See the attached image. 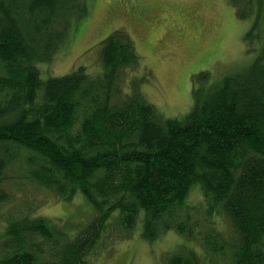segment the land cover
Wrapping results in <instances>:
<instances>
[{"label":"trees","instance_id":"trees-1","mask_svg":"<svg viewBox=\"0 0 264 264\" xmlns=\"http://www.w3.org/2000/svg\"><path fill=\"white\" fill-rule=\"evenodd\" d=\"M227 1L238 17L251 12L247 34L260 41L264 0ZM85 2L0 0V204L20 157L34 182L89 204L73 235L41 216L0 226V264H93L138 224L148 239L176 230L203 247H180L165 264H264V42L240 81L223 84L221 72L187 115L163 117L142 91L128 29L102 38L100 72L42 77L38 64L69 52ZM111 4L148 11L144 0ZM194 187L201 200L190 205Z\"/></svg>","mask_w":264,"mask_h":264},{"label":"rangeland","instance_id":"rangeland-1","mask_svg":"<svg viewBox=\"0 0 264 264\" xmlns=\"http://www.w3.org/2000/svg\"><path fill=\"white\" fill-rule=\"evenodd\" d=\"M113 1L86 0V14L74 22V29L79 23L77 36L58 51L66 46L69 52L57 53L50 63L38 64L44 79L67 74L78 66L92 75L100 72L102 38L128 29L140 56L139 75L147 74L141 86L144 95L163 117H182L190 112L194 94L207 97L212 77L223 72L218 77L225 78L223 84L240 81L248 71L241 69L254 61L264 42V35L260 41L255 33L248 37L251 12L238 17L234 4L227 0H144L148 11L137 15L113 7ZM21 17L22 22L29 21L25 15L26 20ZM74 29L70 28L69 34L74 35ZM24 164L20 157L5 175L9 199L0 204V226L26 216H41L58 221L62 229L70 227L66 231L73 235L77 228L73 221L86 215L88 202L78 197L67 203L29 178ZM200 198L199 188H192L189 204L196 205ZM216 227L226 228L222 217H216ZM142 232L138 224L127 237L115 239L110 248L93 258V264H165L167 254L183 246L203 252L199 241L188 240L176 230L153 239L142 236ZM4 235L5 229L0 231V236Z\"/></svg>","mask_w":264,"mask_h":264}]
</instances>
